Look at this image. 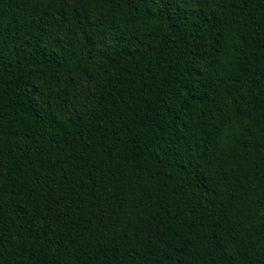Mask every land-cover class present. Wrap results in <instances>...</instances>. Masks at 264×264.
I'll return each instance as SVG.
<instances>
[{"label":"trees","instance_id":"obj_1","mask_svg":"<svg viewBox=\"0 0 264 264\" xmlns=\"http://www.w3.org/2000/svg\"><path fill=\"white\" fill-rule=\"evenodd\" d=\"M0 264H264V0H0Z\"/></svg>","mask_w":264,"mask_h":264}]
</instances>
